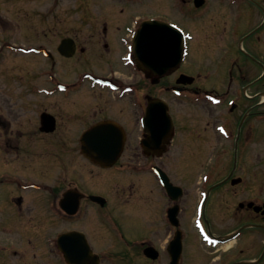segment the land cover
<instances>
[{"label": "flooded vegetation", "instance_id": "1", "mask_svg": "<svg viewBox=\"0 0 264 264\" xmlns=\"http://www.w3.org/2000/svg\"><path fill=\"white\" fill-rule=\"evenodd\" d=\"M45 1L0 0V264H66L67 253L68 264H236L239 239L249 249L264 242L244 236L249 229L264 232V215L247 207L252 201L237 202L238 186L247 182L253 191L249 172L236 167L230 178L231 171L214 181L212 167L198 174L194 195L173 182L168 146L158 148L144 126L148 104L161 98L152 88L173 77L163 91L202 100L210 114L230 100L225 141L249 147L253 121L264 124V0H164L165 17L149 11L154 0H97L120 7L119 15L104 11L97 26L89 13L90 28L69 29L64 37L60 27H44ZM48 1L54 17L59 0ZM152 19L183 34L180 67L158 83L132 53L135 31ZM64 38L72 41L67 54ZM76 63L85 66L74 70ZM216 141L222 142L218 134L199 143ZM101 147L110 149L104 159L84 154ZM118 151L111 167L97 164ZM148 162L146 170L141 164ZM153 168L177 190L168 192ZM224 180L228 188H212ZM213 192L223 209L216 220L239 225L228 233L208 227L205 205ZM191 220L205 236L189 235ZM221 246L223 255L229 252L225 259L216 255Z\"/></svg>", "mask_w": 264, "mask_h": 264}, {"label": "rangeland", "instance_id": "2", "mask_svg": "<svg viewBox=\"0 0 264 264\" xmlns=\"http://www.w3.org/2000/svg\"><path fill=\"white\" fill-rule=\"evenodd\" d=\"M84 1L85 0H59L58 12L53 17L51 13H47V10H52V8L51 3L46 0L44 3V27H60L62 37H64L65 34H68L69 29L90 28L89 26H91V21L87 20L89 13L92 14V17L96 18L95 20H97V26H101L100 19L105 16L104 11L112 9L115 14L119 15L120 7H117V5L115 4L97 0L89 2ZM28 6L29 9H31L34 4L29 3ZM149 6L151 7V9L149 10L151 11V14L165 17V15H163V13L166 12V3L164 0H162V2H160L159 0H154L153 3L149 4ZM128 10L134 12L135 10L138 11V8L135 9L134 7H129ZM29 21L30 23L32 22L31 15L29 16ZM126 22L130 21L127 20ZM80 37H83V35H81ZM62 62L66 65V67L70 66L68 62ZM84 66V63H76L74 64V70L81 69ZM172 80L173 77L167 78L166 80L162 81L159 86L152 88V92L154 91L156 94H158L159 97L168 102L169 110L175 117L174 120L178 133L176 134L172 145L169 147V163L167 164L172 180L173 182L181 183L187 190L191 189V193L195 195V189L197 188L196 181L199 173L202 174V172L208 171L212 167H216L215 169H212V172H215L214 181H217L220 178L224 177L232 167L233 144L231 142L224 141L221 137L222 142H213V147L209 146L208 148L206 145L205 147H200V140L196 139L200 134L208 136L206 137V139L209 138L211 139V141L216 139L217 134L214 131V127L221 122H229L228 114H226L229 104L228 99L221 101L219 110H215L212 114H210L209 110H207L209 106L206 105L202 100L197 101V99L187 98L184 95L165 93L163 91V87L174 84ZM144 84L145 80L142 77L141 85ZM218 86L220 91H224L226 88V84L223 83H220ZM231 129L235 134L236 130L232 125L230 126V130ZM251 140L252 142L249 147H239L237 168L239 169V172L245 171L251 174L253 180V191L252 193H248L247 182L243 185L238 186L236 189L237 202L246 200V202L252 201L260 205L261 203H264V188H262L264 187V124H261L256 120L253 121V132ZM211 153H214L213 156ZM181 156L182 158L186 157L187 159L181 161ZM149 165V162L146 164H141V166H146L144 167L146 170L148 169L147 166ZM189 173L194 174L193 178L188 177ZM228 187V185H226V187L221 186V188ZM215 192L212 193L205 205V207L207 208L206 220L208 223V227L212 232L216 234L228 233L230 230L237 228L239 225L229 224L228 221L219 222L216 220L218 214L219 216H221L219 212H221L223 209L220 206L221 203L215 197ZM193 216L194 215L192 214V218ZM188 232L190 236H192L193 233L194 235H199V232L193 227L192 220L190 222ZM263 234L264 232L252 229L244 232L245 237L249 238L253 236L260 241L264 240ZM188 240L189 245L195 246V251L199 250V256L202 258V260H204L205 255L201 252L198 244H195L192 238ZM245 241L246 239L238 240L239 250H234L236 253L235 260L237 262H245L246 260L257 258L259 255L260 258L262 255L261 251L263 252V250L261 249L264 242H256L258 244L255 245L254 243V247L256 246V248L249 249L247 245L248 243L245 244ZM226 248L227 246H221V250L219 251V253H216V255H223V251ZM240 249L241 251L243 250V252H241ZM227 254H229V252H227ZM225 258L226 257L224 256V259ZM138 264L143 263H141V261H138ZM260 264H264V257Z\"/></svg>", "mask_w": 264, "mask_h": 264}, {"label": "water", "instance_id": "3", "mask_svg": "<svg viewBox=\"0 0 264 264\" xmlns=\"http://www.w3.org/2000/svg\"><path fill=\"white\" fill-rule=\"evenodd\" d=\"M65 43H67V40L63 41V44ZM182 48V35L180 32L166 23L156 21L144 22L137 32L134 41V51L142 67L158 78L167 74L169 70L179 66L182 59ZM166 110L167 106L165 103L159 100H153L147 108L145 126L146 130L155 141L161 140L163 134L165 137H169L171 134L172 125ZM95 138L94 136V139ZM108 138L100 137L102 140H107ZM158 143H160V141ZM101 148L102 149L93 148L91 154H84L94 160L100 158L104 159L110 149L106 147ZM102 150H105V152H102ZM118 150L120 151V149ZM119 151L118 153L109 155V158L115 160ZM98 163L101 166L107 165L106 162ZM162 179L166 178L162 176ZM252 206V203L248 204V207ZM260 210H262V214H264V206L254 207L255 212H259ZM231 238L232 237H226L223 242L229 241ZM66 255V261L70 263L69 254L67 253ZM73 262H78V259L73 260Z\"/></svg>", "mask_w": 264, "mask_h": 264}]
</instances>
